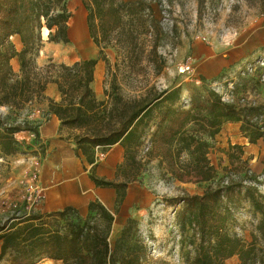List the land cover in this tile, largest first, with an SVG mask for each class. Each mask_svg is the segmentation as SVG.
<instances>
[{"label":"rangeland","instance_id":"1","mask_svg":"<svg viewBox=\"0 0 264 264\" xmlns=\"http://www.w3.org/2000/svg\"><path fill=\"white\" fill-rule=\"evenodd\" d=\"M68 7L72 13L69 41H49L43 28V46L35 57L36 63L41 67L50 60L73 64L88 56L98 58L97 81L92 84L98 99L112 102L113 96L120 95L128 101L143 100L169 88H180L181 93L192 98L195 88L206 87L220 93L227 102L257 106L254 112L257 118L248 123L262 125V135L253 140L240 123L237 129L213 141L209 157L216 167L217 178L212 182L179 180L167 165L160 166L158 157L147 161L151 136L165 110L164 106L155 109V119L137 154V160L142 162L139 172L123 162L114 178L116 182L127 181L126 187L135 194L136 202L132 204L135 208L145 206L139 219L144 224V231L140 230L149 247L146 264H174L176 253L182 258L180 264H191L195 256L191 244L193 229L186 220L182 224V213L187 208L185 199L215 188L221 178L224 185L235 184L229 196L221 198V209L227 207L230 212L225 229L244 242L257 241L264 246V238L258 231L264 217L259 206L264 205V0H147L135 9L125 6L119 9L123 25L111 32L108 45L94 42L90 10L84 0H68ZM83 8L88 12V26L81 23ZM107 20L112 24L113 16ZM94 25L101 35L97 16ZM207 44L214 46L213 55L221 65L211 72L206 68L208 56L201 54ZM190 104V98L182 97L177 107L189 109ZM17 112L0 117L3 121L0 130L21 125L24 129L15 136L23 140L24 134L32 133L29 128H37V124L22 119L23 112ZM28 144H20L22 156L10 154L0 160L3 178L0 225H9L24 214L48 215L41 209L43 189L39 175L42 160L38 153H44V145L35 141L34 145ZM134 175L138 176L133 180ZM140 185L147 188L145 195L137 193ZM126 187L118 194L124 195ZM110 209L118 213V209ZM87 214L88 210L81 213L82 217ZM119 234H112V244ZM260 256L256 255L249 264H259ZM9 260L7 255L0 264H10Z\"/></svg>","mask_w":264,"mask_h":264},{"label":"trees","instance_id":"2","mask_svg":"<svg viewBox=\"0 0 264 264\" xmlns=\"http://www.w3.org/2000/svg\"><path fill=\"white\" fill-rule=\"evenodd\" d=\"M143 2L147 0L129 3L84 0L90 10L94 42L108 45L111 32L123 25L119 9L125 6L135 9ZM96 16L101 35L96 33ZM109 16H113L112 24L107 20ZM71 17L68 0H0V105L22 111L26 105L43 97L49 82L57 83L61 100H50V111L57 115L62 127L72 131L74 142L90 162L95 161V146L108 148L120 143L125 148L124 163L139 172L142 162L137 160V154L155 119L154 111L161 106L165 110L151 136L152 148L147 161L158 157L160 166L167 165L179 180L212 182L217 178L209 154L225 122L241 121L242 130L253 140L262 135V125L248 123L257 116L254 114L257 106L225 102L218 92L205 86L195 88L189 109L176 105L181 101L180 88L162 90L143 100L128 101L116 95L110 102L98 99L92 86L98 58H86L73 64H56L50 60L38 66L35 57L43 46L42 29H48L49 41L68 42ZM15 35L23 44L20 51H16L10 41ZM14 56L20 60L19 73L10 65ZM0 124H3L1 118ZM23 129L17 125L0 130V158L17 153L20 144L30 145L15 137ZM29 131L37 134V128H29ZM137 176L134 175L133 180ZM94 179L98 185L114 187L118 192L127 185V181ZM222 182L221 178L215 188L185 199L187 208L182 213V224L185 225L186 220L193 229L191 244L195 252L190 263L226 264L228 258L238 255L239 264H249L260 254L259 264H264L263 245L257 241L244 242L225 229L230 212L227 207L221 209V198L229 196L235 184ZM259 206L264 215V205ZM25 215L9 225H0V260L9 255L10 264H36L44 258L61 260L63 264H146L149 247L139 222L128 218L112 244L110 237L116 213L98 199L89 203L85 217L73 207L45 217L37 213ZM258 231L264 238V217Z\"/></svg>","mask_w":264,"mask_h":264},{"label":"crops","instance_id":"3","mask_svg":"<svg viewBox=\"0 0 264 264\" xmlns=\"http://www.w3.org/2000/svg\"><path fill=\"white\" fill-rule=\"evenodd\" d=\"M80 13L82 26H88V12L86 8L80 10ZM70 34L71 27L69 37ZM10 41L13 42L16 51H20L23 48L19 36H11ZM202 50L203 52L201 54L208 56L206 68L210 72L211 70L218 69L221 65L216 62L213 55L214 46L212 44L203 45ZM89 57L90 56L87 58ZM98 63H100L99 60ZM10 65L14 72H20L21 64L18 56H14L10 59ZM201 77L206 80L208 78L206 75H202ZM95 81H97L96 70L94 82ZM167 90L170 91L172 89L169 88ZM182 97H188L192 102L189 95L181 93L180 98ZM50 100L57 102L61 100L60 91L55 82H49L47 84L44 95L39 101L35 100L33 103L26 105L22 110V119L33 122L35 125L37 124V134L32 132L34 140L31 142V145H34V141L37 145H44V153H38L42 160L39 172L41 178L40 185L43 189L41 209L45 214H51L63 210L66 207H73L82 213L84 210H88V205L92 200L98 199L107 208L110 209V207H112L118 209V213L116 212L117 219L111 233V236L113 233L117 236L128 218L131 217L140 221L139 218L142 216L145 206L135 208V206L132 205L136 202L134 198L135 194L131 192L132 190L130 191L129 186L126 187L124 195H120L116 188L98 185L94 178L114 181L116 171L125 161V148L120 143L114 144L108 148H102L99 152H96L94 148L95 161L90 162L88 157L84 155L82 150L79 149L74 142L71 136L72 131L66 127H62L60 119L55 113L50 111ZM178 104L179 103L176 105ZM10 111H12V109L8 106L0 105V117L4 118ZM240 123L242 122H225L216 138L220 137L221 134L226 135L231 129H237ZM15 135H17V133ZM15 137L19 141H22L20 136ZM35 147L37 146L35 145ZM19 152L20 150L15 153L17 157L22 156ZM1 159L2 157L0 160ZM44 174H46V178H43ZM1 176L2 174H0V186L3 182ZM11 177L16 178L17 176L11 175ZM137 187V193L139 194L142 193L145 195L148 191L144 185ZM139 228L144 231V224L141 221L139 223ZM1 245L2 241L0 240V252ZM238 262V255H234L226 260V264H238ZM61 263V260L44 258L36 264Z\"/></svg>","mask_w":264,"mask_h":264},{"label":"built area","instance_id":"4","mask_svg":"<svg viewBox=\"0 0 264 264\" xmlns=\"http://www.w3.org/2000/svg\"><path fill=\"white\" fill-rule=\"evenodd\" d=\"M222 100L225 101V102H227L226 100H224L223 97H222ZM187 101H189V100H187ZM228 103H234V102H230L229 101ZM255 118H257V117H255ZM32 137H33L32 136V133H26V134H24L22 141H25L26 143H31L32 142V139H33ZM101 148H102L101 146H98L97 145V146H95V151L96 152H99L101 150ZM172 260H173V263L174 264H180L182 262V258H181V256L178 253H176V254L173 255V259Z\"/></svg>","mask_w":264,"mask_h":264},{"label":"bare ground","instance_id":"5","mask_svg":"<svg viewBox=\"0 0 264 264\" xmlns=\"http://www.w3.org/2000/svg\"><path fill=\"white\" fill-rule=\"evenodd\" d=\"M44 30H45V34L48 35V33H49L48 29L44 28Z\"/></svg>","mask_w":264,"mask_h":264}]
</instances>
